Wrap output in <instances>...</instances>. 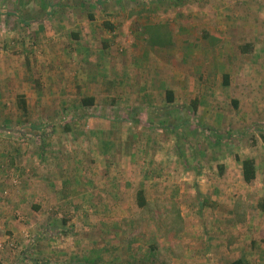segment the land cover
I'll return each mask as SVG.
<instances>
[{
	"label": "crops",
	"instance_id": "0c3cea01",
	"mask_svg": "<svg viewBox=\"0 0 264 264\" xmlns=\"http://www.w3.org/2000/svg\"><path fill=\"white\" fill-rule=\"evenodd\" d=\"M123 1L0 5V17L11 18L22 34L16 48L0 52V120L26 118L35 136L22 147L0 139V184L8 190L0 195V264H253L250 246L215 237L236 224L227 216L243 212L206 208L196 189L188 198L199 206L185 212L175 190L185 180L196 187L203 175L204 153L196 150L204 148H188L179 136L224 118L218 85L237 91L240 113L247 104L252 118L264 112V0H140L139 8L149 9L140 16L130 13L137 4L130 9L132 1ZM196 6L199 14L190 11ZM180 8L186 28L176 22ZM166 24L167 43L150 44L149 27ZM176 40L185 43L176 46ZM221 46L236 64L222 63L215 54ZM180 55L199 61L180 72L173 67ZM183 89L188 94L181 96ZM82 97L93 102L83 104ZM235 156L255 158L237 152L227 159L244 181ZM132 166L146 169L138 179L143 206L126 188L136 184ZM200 229L210 238L195 241ZM260 254L257 249L254 256L264 262Z\"/></svg>",
	"mask_w": 264,
	"mask_h": 264
},
{
	"label": "rangeland",
	"instance_id": "374dc122",
	"mask_svg": "<svg viewBox=\"0 0 264 264\" xmlns=\"http://www.w3.org/2000/svg\"><path fill=\"white\" fill-rule=\"evenodd\" d=\"M14 0H0V5L6 6L9 5L10 9L13 7L10 6L13 3ZM123 1V0H122ZM132 1V5H130V9L132 7H138L134 11H130V13H133V15L137 16L141 13L145 15V13H149V9L147 8H139L140 3H144L141 1L144 0H124L123 2H129ZM196 5L198 1H195ZM137 4V5H136ZM136 5V6H135ZM169 12H173L172 6H169ZM147 9V10H146ZM200 7L196 6L194 9L190 8L191 12L200 13ZM184 9L180 8V11L177 13L179 15H175L178 17L176 22H178L181 26L179 28L185 27L186 20L181 21L180 18L183 16ZM197 14H194L195 17H197ZM160 15V14H159ZM171 15V14H170ZM190 15V14H189ZM214 15V12H213ZM140 16V15H139ZM4 18L0 17V33H4L2 36L0 34V52L2 51H11L13 48H16L15 43L13 42L16 39V34L18 33V29L16 23L13 22L11 18H8L3 16ZM172 17V16H169ZM191 17V15H190ZM174 18V17H173ZM175 21V19H174ZM171 26H175L174 24H171ZM201 25H197L199 27ZM165 29L164 31H168V25L166 24L163 26ZM175 34H179V30L177 27H175ZM182 30V29H180ZM169 35V34H168ZM126 35H123V39L121 41V44L119 45L122 50L125 51L124 43L127 42V39L125 38ZM217 35H212V38L216 37ZM9 42H5L8 41ZM133 40H131L132 42ZM171 41V40H170ZM27 42L31 45V40L27 39ZM130 42V43H131ZM185 43V41L182 40H176L174 42V45H178L182 43ZM173 43V42H171ZM119 47L117 48L118 51ZM222 49H224V46L218 47L215 54L220 55L222 57V63L228 62L231 64L237 63V57L234 55L231 56H223L221 53ZM231 50H234L235 47H228V52H231ZM16 51V49H15ZM227 51V50H226ZM248 58V57H245ZM192 60L199 61L195 59V57L191 58L189 56H182L180 55L178 59L175 58V61L173 63V67L178 69L180 72L181 70L188 71L189 67H195ZM245 61V60H244ZM246 63V62H245ZM187 64V65H186ZM189 66V67H187ZM220 67V65H218ZM224 68V66L222 67ZM214 74V73H213ZM214 78V77H213ZM210 81L212 84H214L215 79L214 78ZM150 79V78H149ZM151 79H154V77H151ZM159 79V78H158ZM251 79V78H250ZM157 81V80H156ZM230 83H235V81H231ZM234 85V84H233ZM220 86V87H218ZM216 90L218 99L222 98V104L221 109L224 111V118L220 120H209V123L206 125H199L198 121H194L193 123H196L199 125L200 128V135L197 134L198 132L192 133L190 136H184V131L181 130V136L180 140L182 144H186V147L188 145L190 147L195 146V150L199 147H203L204 150H196L199 151V153H204L203 157L199 161L202 171V176L200 178H197L196 187L194 184L187 183L186 180L181 181L182 184H180V188L178 190H175L179 192L181 196V200H179L181 206L183 205V210L185 212L190 211L191 206L196 208L199 206L198 200L191 201L189 199L188 192L195 193L197 190V194L200 193L202 196H200V201H203L204 199V206L206 208H227V207H234V209H237V211L243 212L241 215L237 216H227L226 222L230 223H236L233 226H229V230H223L220 231L219 236H215L216 239H221L222 244L225 243V241H233L236 242L237 247L242 246L244 249L245 247L250 246V250L252 251V254L249 255V260L253 264H264L262 262V259L260 257L254 256L257 252V249L261 250V256H264V209L259 207V202L264 199V144L260 138L261 133H264V112L257 113L260 118H252V109L250 110V105H245L249 110L242 109L241 113L239 112L240 109L236 110V106L234 104V100H238L236 97V92L234 91V88H225L223 85H218ZM9 95H11L10 89H8ZM192 94V90L190 92ZM188 89H183L181 92V96L187 95ZM13 95V94H12ZM193 95V94H192ZM191 95V96H192ZM113 97V96H111ZM239 101V100H238ZM243 105V104H241ZM9 111L11 112V106L9 105ZM256 107H258L256 105ZM250 113V114H248ZM241 116L247 117L246 119H243ZM225 117L228 119L226 121H223ZM243 119V120H242ZM35 121V120H34ZM158 123V121L156 120ZM243 122L247 123L249 125V129L243 130L239 129L238 127H241ZM29 121L24 119H13L11 122L5 123L4 121L0 120V130L4 131L3 135L1 133L0 139L4 144L13 145L11 143H18L21 144V147L23 144H27L35 139L34 135H30L28 128H29ZM196 130V128H195ZM13 132H16V134H13ZM189 131L186 130V133ZM40 136V135H38ZM189 148V147H188ZM206 151V152H205ZM239 153L241 156L250 155L255 158L256 164H257V178L251 181L250 183H246L240 180L239 178V172L236 165H233L232 167L228 166V160L230 157L234 156V153ZM216 153V156H215ZM232 160V158H231ZM226 161V162H225ZM222 163V164H221ZM226 163L227 165L224 167L225 171H223V166ZM223 165V166H221ZM220 166L222 168H220ZM146 170V169H145ZM145 170H139V173L137 172L136 166H132V181H136V184H133L131 186H126L127 191H135L139 189L140 186H144V184L140 183L138 179L142 177L144 179L145 177ZM151 173H154V171H151ZM203 179V180H202ZM180 182V183H181ZM139 184V185H138ZM155 186V185H154ZM169 188L170 193V187ZM153 187L150 188V191H153ZM134 189V190H132ZM196 189V190H195ZM8 194L7 188H5L2 184H0V195L6 196ZM188 195V196H187ZM235 197H238L235 200ZM235 200V201H234ZM165 202V201H164ZM194 202V203H193ZM230 203V205H229ZM191 204V205H190ZM173 203L170 200H167L164 203V206L171 207ZM163 206V205H162ZM189 206V210H186V208ZM182 209V208H181ZM216 216L220 217L218 214ZM209 218L215 219L213 216H209ZM223 218V217H220ZM166 220V219H165ZM216 222V220H214ZM224 221V220H223ZM223 221L221 223H223ZM219 224V223H218ZM239 224V225H238ZM232 229V230H231ZM231 230V231H230ZM135 231L138 232V228L135 227ZM227 231H230L227 233ZM166 234V233H165ZM209 232L205 229L199 230L198 233H196L197 239L195 241H205L204 238H210L208 237ZM181 238L183 237L187 239V233L182 232V235H180ZM0 247H2L0 245ZM236 247V246H234ZM248 251V250H246Z\"/></svg>",
	"mask_w": 264,
	"mask_h": 264
},
{
	"label": "trees",
	"instance_id": "16d2710c",
	"mask_svg": "<svg viewBox=\"0 0 264 264\" xmlns=\"http://www.w3.org/2000/svg\"><path fill=\"white\" fill-rule=\"evenodd\" d=\"M165 29L163 28L162 25L158 26H151L149 27L148 34L150 36L149 43L154 44L157 46H162L165 43H167V40L164 39L165 36H168L167 31H164ZM168 94V93H167ZM83 104H91L93 102V97H82L81 99ZM260 138L264 144V133L262 132L260 135ZM236 160H240L241 163V174L244 182L250 183L253 181L256 177V164L255 160L251 157H245L243 159H240L238 156H235ZM221 168V166H220ZM136 197H137V204L139 206H143L144 204V199L142 198V190L137 189L136 190ZM259 207L264 209V199L260 201ZM226 264H249L248 262H245L241 259H235L233 261H230Z\"/></svg>",
	"mask_w": 264,
	"mask_h": 264
}]
</instances>
